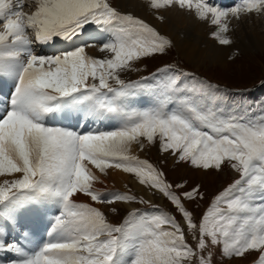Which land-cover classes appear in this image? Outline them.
Listing matches in <instances>:
<instances>
[{
    "label": "snow or ice",
    "instance_id": "snow-or-ice-1",
    "mask_svg": "<svg viewBox=\"0 0 264 264\" xmlns=\"http://www.w3.org/2000/svg\"><path fill=\"white\" fill-rule=\"evenodd\" d=\"M0 0V78L13 82L0 101V264H212L209 246L227 258L258 252L264 264V113L249 115L245 99L225 110L222 90L187 71L165 65L156 73L126 79L140 62L166 55L173 41L144 19L124 13L113 0ZM152 10L178 5L215 26L210 35L231 44L229 18L264 11V0L222 7L210 0H146ZM94 27L101 40L75 44ZM73 45L56 54L36 46ZM103 55H90L86 49ZM231 59V57L229 58ZM259 87H264V80ZM147 98L146 102H142ZM244 108L245 111H239ZM57 116L83 126L113 120L111 130L50 124ZM158 146L177 163L208 172L237 174L215 194L197 221L186 202L204 199L200 186L177 192L165 173L133 153ZM93 169H118L162 195L176 210L165 211L143 197L94 187ZM90 203L77 202L78 195ZM141 203L113 223L95 205ZM54 211L42 244L26 230L29 214ZM110 211L118 214L115 207ZM9 229L18 239H7ZM187 235L196 241L195 248Z\"/></svg>",
    "mask_w": 264,
    "mask_h": 264
},
{
    "label": "rangeland",
    "instance_id": "rangeland-1",
    "mask_svg": "<svg viewBox=\"0 0 264 264\" xmlns=\"http://www.w3.org/2000/svg\"><path fill=\"white\" fill-rule=\"evenodd\" d=\"M210 2L227 8L241 2V0H234L233 3L229 2L228 4H220L218 0H210ZM25 3L26 4L24 6L26 7V13L30 14L35 9L34 0H25ZM178 8L179 6H176L174 4L172 5V7H170V10L179 12ZM183 10L187 11V9ZM191 12L193 18L199 20L196 18L195 13L193 11H190V13ZM203 22H206L203 24V26H208L209 29L206 32V40L204 38H201L203 42L201 46L198 45L200 49H203V46L208 45V43H210L211 41H215L211 38L210 35L213 31L216 30L215 26H212L208 21ZM227 23L229 27V32L227 33L228 37L230 39H244V44H246V46L233 48L234 46L231 47L230 45V50H227V54L222 62H214L215 51L212 48L209 50H205V52L202 53V56H204V58L206 59L204 60L205 62H192L187 61L181 55V52L176 49V47H172L166 55H158L151 59L143 60V65L145 67L144 73H147L146 75L156 73L158 69L163 68L165 65L187 71L191 74H194L200 79L218 86L222 90L227 100V103L225 105L226 111L237 110L236 106L233 104V101L239 102L241 99H245L251 107L249 115L258 117L261 113H264V87H259L261 81L264 80V48L259 47L256 43L251 45L248 42L249 40L246 35H250L251 37H253L254 35H260L262 38H264V11L241 13L238 19L229 18L227 20ZM0 26L1 29L2 24H0ZM193 39L194 38H192V40ZM204 41H207L208 43H205ZM191 46L192 48H194V45ZM218 46L221 47V45L219 44ZM228 46L229 45H226V47ZM37 47L39 48V46H36V48ZM58 52L59 51L55 52V54ZM230 57L231 59H229ZM5 80L7 79L2 78L3 82H5ZM9 82L10 86L4 87L5 95H7V92L12 86V81L10 80ZM238 110L242 112L245 111L244 108H239ZM54 120L55 125L67 126V124L59 123L57 118ZM76 123L77 122H75V124ZM72 124L68 125L70 127H73L74 125ZM135 150L137 149L135 148ZM145 153L146 156L140 158L147 159L150 163L162 170L165 173L166 179L169 183H171L173 186H175L176 184L184 185V187L181 189H175L178 193L190 190L195 185L200 186V191L204 193V199L198 200L197 202H186V207L194 212L197 221L199 220L204 210L209 206L211 198L224 187H226L229 183H231L235 178H237V174L227 168H225V170L221 172H204L194 169L186 163L177 164L172 159V157L161 154L158 150V146L147 148ZM128 175L134 178L131 174ZM133 186L134 185H126L125 188L113 186L105 188L101 191L106 194V198H110L114 193L127 192L129 194L136 195L138 199L143 197L145 200L151 201L152 205H158L160 208L176 214V210L162 195L158 194V197H155L154 200L146 199V194H144V192L142 191L135 190ZM140 187L145 188L142 185ZM151 191L153 192L154 190ZM80 201L81 203L91 202L89 197L87 200H77V202ZM130 205L133 206L129 210L118 208L119 212L115 215L113 213H110V211L104 210V205H99V207H101L102 210L105 211L109 220L113 223L119 222L121 217L132 209H139L141 211L150 209V205L148 204L131 203ZM111 208L112 207H110L108 210H110ZM53 215L55 214L53 213L52 216ZM176 215L177 219H179V215ZM35 221V214H29L28 218H26L25 220V223L28 222L26 223V230H31L34 233L33 239L35 240V238L38 237L36 241L42 244L44 240L48 238L46 233V231L48 230L47 228H45V226H47L46 222L48 221H45L43 219L41 220L43 222L35 223ZM14 235H16V233H14L13 229H9L7 233V239H14ZM18 235L19 234H17L16 236ZM187 240L188 243L195 248L196 241L192 239L191 235H187ZM209 251L211 252L212 264H256L258 258V252L256 251L250 252L243 258L224 257L222 255V249L220 245L209 246V248L205 249L204 252L201 253V255L207 256ZM7 259L8 257L3 258L2 264H7ZM193 264H196L195 259L193 261Z\"/></svg>",
    "mask_w": 264,
    "mask_h": 264
},
{
    "label": "bare ground",
    "instance_id": "bare-ground-1",
    "mask_svg": "<svg viewBox=\"0 0 264 264\" xmlns=\"http://www.w3.org/2000/svg\"><path fill=\"white\" fill-rule=\"evenodd\" d=\"M219 3L223 4H228L233 3L234 0H218ZM113 3L119 8L120 11L124 13H131L134 16H137L139 18L144 19L146 22H148L150 25L154 26L157 28L158 31H160L162 34L168 36L174 43V47L178 51L181 52V55L187 60V61H192V62H205L206 60L204 56H202V53L205 52V50L209 49H214L215 51V63L222 62L224 57L227 54V50L231 47L234 46L233 48H240V47H245L246 44H244V39L240 38H231V44H229L228 47L226 46H218V43L215 41H211L208 43V45L203 46V49H200L199 46L202 44L201 38L205 39L206 32L208 31V26H203L204 23L201 20H196L192 16V12L190 13L189 10H183L181 8H178L179 12L176 11H171L170 7L164 10H159V15H162L164 17V20L161 21L160 19L157 18V10H152L148 4L146 3V0H113ZM26 4V3H25ZM218 4V3H217ZM174 5V4H173ZM177 6V5H176ZM172 7V6H171ZM23 11L26 12V7L24 6ZM1 27V26H0ZM207 28V30H206ZM3 28L0 29L2 31ZM248 38V42L252 45L256 43L259 47L264 48V38H262L260 35H254L251 37L250 35H246ZM192 38H194L192 40ZM207 38V37H206ZM90 40H95L97 43L100 42L101 37L100 34L97 32L96 29L94 28H88L84 35L75 41V44H80L82 41H90ZM192 40V41H191ZM206 40V39H205ZM205 42V41H204ZM205 42V43H206ZM204 44V43H203ZM244 44V46H243ZM191 45H194V48H192ZM199 45V46H198ZM73 45L66 44L62 41H57V43L51 47H37L36 50L38 52H41V54H46L50 55V53H54L57 50H65L68 48H71ZM257 46V47H258ZM230 50V49H229ZM86 51L90 55H94L96 57H101L103 54L100 53L97 49L94 48H88ZM47 52V53H46ZM141 71L139 72H130L126 75V79H137L140 76H149L146 75L147 73L145 72V67H144V62L141 61ZM10 80L7 79L5 82L2 81V78H0V101L4 100L6 96L10 95V91L13 88V82L12 86L10 87L9 91L7 92V95L4 94V87L5 86H10ZM147 98H145V102ZM57 120L61 124H72L74 125L73 127H78L76 129H81L83 127V130L87 131L89 128H95L99 127L101 130H111L112 127L118 126V122L113 120L111 122H104L99 125H94V124H89L88 126H83L81 122H79L76 118L73 117H62V116H57ZM75 122H77L75 124ZM50 124L55 125V120L49 121ZM151 148V147H150ZM137 153H136V152ZM146 151V150H145ZM145 151H138L133 149V153L136 155H139L140 157L146 156ZM153 154V153H152ZM94 173L99 176L100 181L102 183L97 182L94 184V187L98 190H103L105 188L109 187H119V188H125L126 185H134L135 190H139L144 192L146 194V199L154 200L155 197H158L159 193H156L155 191L151 190H146V188L140 187L141 185L130 175L127 173H123L122 171L118 169H108L106 170V174H101L99 173L98 170L93 169ZM14 177H8V176H0V182H2L4 179H13ZM142 194V193H141ZM76 200H87L88 197L80 194L76 198ZM157 199V198H156ZM81 202V201H80ZM96 206V205H95ZM133 205L130 204H123V203H116L113 205H104V210H108L110 207H115V208H124V209H131ZM99 207V205H97ZM163 209V208H162ZM165 210V209H163ZM167 211V210H165ZM110 213H112L110 211ZM115 215V214H114ZM32 216V215H31ZM48 221V224L51 223L52 219V213L51 211L48 212L46 215H41V216H36V221L35 223L43 222L41 220ZM34 221V220H33ZM44 221V223H45ZM46 228V226H45ZM14 233L19 234L18 230H13ZM40 233V232H39ZM47 233V232H46ZM42 234V233H41ZM40 234V235H41ZM14 239H18L19 235L16 236ZM38 237L35 238V241L37 240ZM41 244V243H40ZM5 258V257H3Z\"/></svg>",
    "mask_w": 264,
    "mask_h": 264
}]
</instances>
